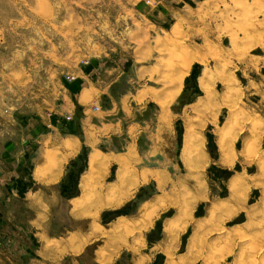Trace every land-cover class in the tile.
<instances>
[{"label":"rangeland","instance_id":"1","mask_svg":"<svg viewBox=\"0 0 264 264\" xmlns=\"http://www.w3.org/2000/svg\"><path fill=\"white\" fill-rule=\"evenodd\" d=\"M152 34L162 65L179 72L172 184L150 182L128 205L126 214L165 196L140 247L109 264H264V0H0V163L15 116L48 106L79 64L143 47ZM114 217L101 220L110 227ZM102 243L79 264H98Z\"/></svg>","mask_w":264,"mask_h":264},{"label":"crops","instance_id":"2","mask_svg":"<svg viewBox=\"0 0 264 264\" xmlns=\"http://www.w3.org/2000/svg\"><path fill=\"white\" fill-rule=\"evenodd\" d=\"M153 38L79 64L48 106L13 118L10 152L0 163V264H79L99 241L93 262L109 264L140 247L138 232L147 215L163 211L164 194L139 201L107 223L113 226L101 218L137 201L150 182L172 184L166 152L176 138L172 75L179 72L162 65ZM84 149L85 168L70 184Z\"/></svg>","mask_w":264,"mask_h":264},{"label":"trees","instance_id":"3","mask_svg":"<svg viewBox=\"0 0 264 264\" xmlns=\"http://www.w3.org/2000/svg\"><path fill=\"white\" fill-rule=\"evenodd\" d=\"M197 75L198 74H196L195 72H193V74L191 75V77H194V78H196L197 77ZM179 142L181 143L182 142V135H180V137H179ZM213 144V143H212ZM86 158H87V150L86 149H84V151L82 152V154L79 156V159H78V161H82L83 162V164L81 165V168H80V170L76 173V174H74V176H73V180L75 181L76 180V175H78L81 171H83L84 170V168H85V160H86ZM78 163V162H77ZM77 163H76V167H77ZM75 172V171H74ZM64 193H65V188H64ZM129 205V204H128ZM128 205H126V206H124V207H122V208H119V209H115V210H111V212L115 215V216H119V215H125L126 214V212H125V209L128 207ZM106 213L107 212H105L104 214H103V217H104V219H105V215H106ZM115 218V217H114ZM114 218H112V219H114ZM111 220V219H110ZM104 222H106V221H104ZM161 227V224L160 223H158L157 224V228H160ZM154 240H152V239H150V242L152 243Z\"/></svg>","mask_w":264,"mask_h":264},{"label":"built area","instance_id":"4","mask_svg":"<svg viewBox=\"0 0 264 264\" xmlns=\"http://www.w3.org/2000/svg\"><path fill=\"white\" fill-rule=\"evenodd\" d=\"M67 78H68V79H73V78H74V76H68Z\"/></svg>","mask_w":264,"mask_h":264},{"label":"bare ground","instance_id":"5","mask_svg":"<svg viewBox=\"0 0 264 264\" xmlns=\"http://www.w3.org/2000/svg\"><path fill=\"white\" fill-rule=\"evenodd\" d=\"M197 146V145H196ZM146 179V178H145ZM151 216V215H150ZM147 217L149 218V216L147 215ZM151 220V219H150ZM263 258H264V256H263Z\"/></svg>","mask_w":264,"mask_h":264}]
</instances>
